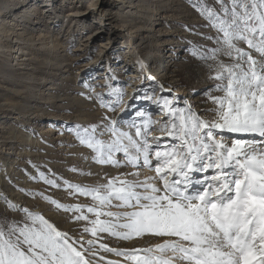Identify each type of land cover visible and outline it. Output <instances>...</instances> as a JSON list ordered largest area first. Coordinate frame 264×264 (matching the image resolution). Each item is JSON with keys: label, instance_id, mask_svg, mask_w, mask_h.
I'll return each mask as SVG.
<instances>
[{"label": "snow or ice", "instance_id": "1", "mask_svg": "<svg viewBox=\"0 0 264 264\" xmlns=\"http://www.w3.org/2000/svg\"><path fill=\"white\" fill-rule=\"evenodd\" d=\"M216 2L218 8L199 7L216 30V47L210 53L193 50L211 61L210 79L222 93L209 94L213 106L205 111L211 115L202 117L190 106L175 108L163 98L169 119L161 131L170 138L164 143L157 136L150 142L157 122L142 113L137 116L143 123L130 122L128 131L107 117V124L82 132L77 126L80 143L93 150L96 163L136 171L96 185L65 181L70 195L91 197L89 206L44 197L84 222L76 239L26 208L20 221L0 217V264H97L92 258L100 249L123 258L105 264H264V0ZM97 98L102 107H113L100 94ZM106 132L110 140L97 138ZM121 152L123 161L115 156ZM143 168L152 174L142 177ZM39 179L58 186L44 173ZM9 207L16 205L9 202ZM105 234L159 242L113 248L101 242Z\"/></svg>", "mask_w": 264, "mask_h": 264}, {"label": "rangeland", "instance_id": "2", "mask_svg": "<svg viewBox=\"0 0 264 264\" xmlns=\"http://www.w3.org/2000/svg\"><path fill=\"white\" fill-rule=\"evenodd\" d=\"M3 1L11 5L17 0ZM157 2L158 10L151 16L152 7ZM52 3L48 6L53 7L51 17L60 15L59 20L51 26L38 27L45 29L42 32L50 30L53 35L59 25L67 29L64 34L54 35L59 43L56 47L50 44L35 46L36 42H32L31 46L17 44L24 47L23 55L19 50L10 56L12 50L7 52L1 46L6 42L4 38L0 43V217L20 221L25 216L21 209L26 208L41 214L58 230L76 239L82 234L84 222L75 221L72 212L58 209L44 197L64 205L89 206L93 203L91 197L70 195L65 181L81 186L96 185L136 171L131 166L113 167L96 163L92 159L93 150L80 143L77 126L82 132L84 128L100 125L102 121L107 124V117L118 121L117 128L124 124L129 130L130 122L143 123L137 113H142L144 119L155 121L152 116L158 112L165 119L155 121L157 123L149 131V138L151 142V137L157 136L164 143L170 138L161 131V126L169 119L163 98L172 101L175 108L190 106L202 117L210 116L211 113L205 111L213 106L209 94L222 93L215 90L216 81L210 79L215 74L207 66L211 61H204L200 52L193 54V50L199 48L210 53L216 47V30L209 26L199 7L201 3L215 8L219 6L216 0H128L125 3L124 0H52ZM73 6L87 14L71 23L72 15L69 14ZM103 8L111 11L108 20L104 19ZM2 9L1 6V16ZM12 14L4 19L6 30L17 28L20 24ZM55 24L57 26L53 27ZM73 25L77 30L70 29ZM96 30L101 33L92 42L89 40L85 52L75 50L76 44H83L87 37L83 36L87 32L90 34ZM20 31L17 30V33ZM209 36L213 38L209 40ZM102 45L105 47L102 48ZM34 48L41 50L35 51ZM150 54H154L152 61ZM77 56L79 58L75 60ZM97 56L99 59H95ZM221 59L227 60L226 57ZM18 61L22 63L20 66L16 64ZM45 61L50 62L46 64ZM109 64L113 68L109 69ZM15 67L25 68L13 73ZM30 67L34 69H26ZM4 68H9L10 73ZM40 76L43 77L41 80L38 79ZM43 80H46L45 85ZM99 80L105 82L98 83ZM38 81L42 83L36 84ZM99 85L104 90L98 91ZM11 87L15 90L13 93L7 90ZM116 92L123 93L122 98ZM97 94L113 107H102ZM50 95L53 98L48 99ZM118 99L121 102L117 105ZM222 135L235 134L224 132ZM97 138L108 141L111 135L106 132ZM115 156L124 160L122 152L115 153ZM41 173L55 180L58 186L39 179ZM9 202L16 207H9ZM84 211L86 213V207ZM88 215L91 217L92 214ZM85 238H90V235ZM101 242L113 248L135 249L159 241L148 237L123 241L105 234ZM96 247L99 249V244ZM92 259L97 264H105L106 260L123 258L100 249Z\"/></svg>", "mask_w": 264, "mask_h": 264}, {"label": "bare ground", "instance_id": "3", "mask_svg": "<svg viewBox=\"0 0 264 264\" xmlns=\"http://www.w3.org/2000/svg\"><path fill=\"white\" fill-rule=\"evenodd\" d=\"M128 0H124V3L125 2H127ZM145 1V0H144ZM130 3V2H129ZM158 4H156L154 7H152V12H151V16L153 15V13H155V12H157V10H158V6H159V2H157ZM39 5V6H35V5ZM49 5H53V3H52V0H17V1H13L12 3H11V5H8V3L7 2H4L3 0H0V8H1V6H2V13H3V15L1 16L0 15V43L1 42H3V41H1L3 38V40L4 41H6L5 42V44H1V46L3 47H5L6 49H7V52L9 51H11L12 50V53L10 54V56H12V54H13V52L15 53V52H17V51H19L20 50V52H21V56L23 55V49H24V47H22V46H20L21 44H28L29 46H31L30 44L32 43V42H36V43H34V45L36 46V45H40V46H47L48 44H50V45H52V47H56L59 43H58V39L57 38H53L54 37V35H58V34H60L61 32H63V34L67 31V29L66 28H64L63 27V25H59L58 26V29H57V32L56 33H54V35L53 34H51L50 33V30H47L46 29V31H44V32H42L43 30H45V29H43L42 27H38L39 25L41 26H45V25H47V24H49V26H51L53 23H56L58 20H59V16L58 15H54L53 17H51L52 15V6H50V7H48ZM128 5V4H127ZM127 5H125V7L127 6ZM172 6V5H171ZM55 7V6H54ZM122 8V7H121ZM161 8H163L164 9V7H161ZM19 9V10H18ZM101 9V8H100ZM16 10H18L17 12H16ZM44 10H45V12H44ZM71 13L69 14V15H72V17L70 18V22L72 23V21L74 20V19H77L78 17H80V19L82 18L81 17V15H85V14H87L86 12H83L81 9H79L78 7H76V6H73L72 8H71ZM104 13H105V20H108L109 19V17H111V16H109V13H111V11H108V9L107 8H103V10H102ZM13 13L12 15L13 16H15L16 18H15V20L18 18V20L20 21V24L19 25H17V28H11V29H8V30H6V28H7V26L4 24V19L5 18H8L9 17V15H10V13ZM44 12V13H43ZM16 14V15H15ZM46 14H49V16L47 15L46 16ZM56 14V13H55ZM61 14V13H60ZM32 16H34V17H32ZM58 17V18H57ZM36 20H35V19ZM154 18V17H153ZM150 19H152V17H150ZM14 20V21H15ZM17 21V20H16ZM18 21V22H19ZM6 22H8V21H6ZM69 23V22H68ZM74 24H76L75 22H74ZM21 25H22V27H21ZM78 25V24H77ZM21 28H20V27ZM37 26V27H36ZM48 26V25H47ZM55 26H57V24H55V25H53V27H55ZM36 27V28H35ZM65 27H67V25L65 26ZM19 29H21V31L20 32H18L17 33V30H19ZM28 29V30H27ZM70 29H72V31L73 30H75L76 28H75V25H73V28H71L70 27ZM55 30V29H54ZM77 30V29H76ZM80 30H82V29H80ZM78 32H79V30H78ZM84 32V31H83ZM72 33V32H71ZM89 32H87L83 37H86L84 40H83V44H76V49L75 50H77V51H80V52H85L86 51V44L89 42V40L91 39V42L95 39V38H97L99 35H100V31L99 30H96V31H93V32H91L90 34H88ZM65 36V35H64ZM58 37V36H57ZM62 37H63V35H62ZM82 37V38H83ZM74 38V37H73ZM78 42V41H77ZM76 42V43H77ZM82 42V41H81ZM17 44H20L19 46L17 45ZM16 45H17V47H16ZM175 45V44H174ZM101 46V45H100ZM105 46H103L102 45V48H104ZM32 48V47H31ZM128 48H130V46H128ZM33 49V48H32ZM25 50V49H24ZM34 50L36 51V50H41V48H34ZM132 51V50H131ZM127 53H129V51L127 52ZM66 54V53H65ZM153 56H154V54H150V60L152 61V60H154V58H153ZM130 57V56H129ZM19 58H21V57H18V59ZM79 57L77 56V57H75L74 59L75 60H77ZM95 59H99L98 58V56L95 58ZM146 59H148V56H146ZM64 60V59H63ZM149 60V61H150ZM19 62V61H18ZM46 62V64H48V62H50V61H45ZM70 62V61H69ZM141 63L143 62V61H140ZM164 62H167L166 60H164ZM16 64H18L19 66L22 64L21 62H19V63H16ZM51 64H53V63H51ZM50 64V65H51ZM55 64V63H54ZM56 64H58V60H56ZM72 64V63H71ZM148 64H150V63H148ZM17 65V66H18ZM26 65V64H25ZM27 65H30V63H27ZM59 65V64H58ZM65 65L66 64H64L63 66L65 67ZM95 65V64H94ZM139 65V64H138ZM55 66V65H54ZM60 66H61V64H60ZM70 66V65H69ZM137 66V65H136ZM9 67V66H8ZM57 67V66H56ZM143 67V66H142ZM160 67V66H159ZM158 67V68H159ZM10 68V67H9ZM9 68H4V71H10V69ZM21 68H25V67H15L13 70H12V68H11V70H12V72L13 73H15V71L16 70H19V69H21ZM108 68L110 69V68H113V66H110V64L108 65ZM115 68V67H114ZM161 68V67H160ZM26 69H29V70H33L34 69V67H30V68H26ZM69 69V68H68ZM85 70V69H84ZM98 70V69H97ZM109 71V70H108ZM108 71H107V73H108ZM37 72V71H36ZM2 73H4V72H2ZM6 73V72H5ZM10 73V72H9ZM12 73V74H13ZM159 73V72H158ZM6 75V74H5ZM28 75H30V74H28ZM12 75L10 74V77H11ZM132 76V75H131ZM12 77H14V76H12ZM25 77H23V79H24ZM27 78V77H26ZM43 77L42 76H40L38 79H42ZM45 82H46V80H43V84L45 85ZM99 82H105L104 80H99L98 81V83ZM39 83H42V81H38V83H36V84H39ZM43 85V86H44ZM42 86V87H43ZM7 88V87H6ZM102 87L99 85V87H98V91H101V90H104V89H101ZM8 90V92L9 93H13L15 90L11 87V88H9V89H7ZM42 94V93H41ZM39 98H42V96H40ZM51 98H53V96L52 95H50L49 97H48V99H51ZM60 98V97H59ZM59 98H54V100H60ZM42 103V102H41ZM2 104L0 103V106H1ZM59 106V105H58ZM59 112V111H58ZM156 114H154V116H152V119H155V121L156 120H158V121H162L163 119H165V116H163L162 115V113H158V112H155ZM59 115V114H58ZM37 116H39L38 114H37ZM45 116V115H44ZM121 130H123V131H128L127 130V128L125 127V125L124 124H122L121 125V127H119ZM155 134H157V133H155ZM160 134V133H159ZM10 138V137H9ZM141 173H142V175L143 176H146V175H149L148 174V170L146 169V168H143V170H141Z\"/></svg>", "mask_w": 264, "mask_h": 264}]
</instances>
